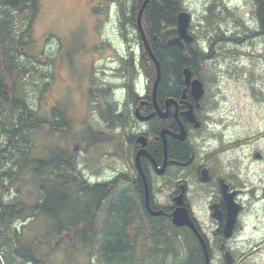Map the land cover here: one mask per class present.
Instances as JSON below:
<instances>
[{"label":"rangeland","instance_id":"1","mask_svg":"<svg viewBox=\"0 0 264 264\" xmlns=\"http://www.w3.org/2000/svg\"><path fill=\"white\" fill-rule=\"evenodd\" d=\"M109 1L119 12L122 7L129 11L138 0ZM178 1L181 10L192 17L189 31L197 42L191 49L207 58L196 74L205 88V124L198 137L200 160L210 155L205 162L215 179L223 177L243 191L245 228L236 240L230 242L237 263L264 264V246L254 250L264 243V35L258 37L262 29L256 15L257 4L255 0ZM94 3L95 0H41L33 27V42L23 57L25 65L32 68L31 76L26 80L29 103L48 122L42 130L30 136L31 143L36 146L31 156L49 160L54 154L65 158L74 152L75 159L78 156V168L93 184L98 179L108 178L114 173L112 171L128 173L134 167L132 138L147 126L117 122L105 105L99 107L109 98L95 94V89L92 93L89 91L96 87L109 89L113 94V88L115 102L118 101L121 107L110 109L114 114H121L125 110L127 86L133 90V99L145 100L143 98L151 97L156 80V77L150 80L142 70L141 62H146L148 55L140 49L139 39L132 29L127 30L131 42L124 44L116 32V23L108 19V6L100 7ZM114 10L111 14L115 16ZM169 30L171 28L164 27L162 33ZM97 39L111 44H98ZM128 50L133 51L136 58L135 72L129 70L126 61L124 64L122 60L129 55ZM56 55L59 59L52 63ZM123 64L129 72L121 71ZM111 70L117 73L112 76ZM57 105L74 130H80L78 140L52 130L54 123L60 120L53 119L60 116L59 112L52 110ZM128 107L133 110L134 105ZM104 108L106 111L102 113ZM148 126L154 130L159 124L155 122ZM4 142V137L0 136V145ZM257 154L262 156L261 159L256 158ZM21 174L27 178L20 183L21 191L16 190L9 178L3 177L2 183L11 188L9 193L0 189V197L4 203L18 198L28 205H35L40 199L39 190L29 173ZM187 181L193 191L197 183L188 178ZM193 205L198 208L202 227L208 233L215 230L216 225L208 217L207 203ZM85 219L83 217L80 222L83 227L88 221ZM20 221L18 227H24ZM47 223V220L37 219L25 229L27 237L43 235ZM161 226L156 224V230ZM75 233L81 234V230ZM164 233L170 241L179 234L172 229ZM150 242L148 248L155 243ZM143 244L144 240H141L138 250L141 253L133 256V264H160L158 260L154 262V258L159 257L158 251L161 257L165 256L163 264L174 263L172 252L168 251L176 248L175 240L168 249L159 246L157 252L148 248L143 252ZM179 249V264L188 262L192 247L186 236L179 238ZM41 255L46 256V252ZM66 258L67 254L61 249L48 257L47 264H64ZM0 261L4 264L1 252Z\"/></svg>","mask_w":264,"mask_h":264},{"label":"trees","instance_id":"2","mask_svg":"<svg viewBox=\"0 0 264 264\" xmlns=\"http://www.w3.org/2000/svg\"><path fill=\"white\" fill-rule=\"evenodd\" d=\"M142 1L134 2L129 11L121 8L118 12L121 25H136ZM255 1L264 35V0ZM40 3L41 0H0V136L5 139L0 145V189L9 193L11 187L2 183V178L7 177L16 190L21 191L20 183L27 179L21 173L26 172L40 194L35 205H28L18 198L4 203L0 197V252L4 256V264H19L20 261L22 264H47L48 257L61 249L68 258L64 264H133L134 254L129 251L143 240L146 230L144 221H141L143 211L137 194L134 188L129 190L128 181L115 187L114 183L93 184L78 168V156L75 159L74 152L65 158L54 154L49 160L31 156L36 146L31 143L30 136L48 124L29 103L26 80L31 76L32 68L25 65L23 58L33 42V27ZM180 12L178 0H151L142 17L151 50L161 66L158 92L161 98L171 89L172 83L179 84V77L171 79L172 73L179 76L180 72L182 79L183 71L189 68L196 75L207 59L191 50L186 57L179 47L167 44L176 34L173 28ZM164 27L171 30L163 34ZM155 36L157 40L154 41ZM58 59L56 55L52 63L54 60L57 63ZM135 60L133 57L127 62L128 69L133 72L137 67ZM141 67L150 80L156 77L151 61L143 60ZM42 77L46 76L42 74ZM44 81L46 88V78ZM59 108V105L52 107L53 112L60 113L53 119L60 120L50 128L78 140L80 130H74ZM159 128L155 129L156 135ZM169 141L174 144L173 153L187 155L184 147L177 150L174 139ZM83 217L88 220L86 227L80 225ZM39 218L48 221L44 234L27 237L25 229ZM19 220L24 227H18ZM150 227V235H144L146 243L150 239L155 242L152 243L154 252L159 246L168 249L171 241L159 235L164 231L156 230L154 224ZM76 230H81V234H76ZM188 241L192 247L190 254L197 255L195 240L194 244L191 239ZM43 252L46 256H39ZM157 253L159 257H155L154 262L158 260L163 264L165 256L161 257L160 251Z\"/></svg>","mask_w":264,"mask_h":264},{"label":"flooded vegetation","instance_id":"3","mask_svg":"<svg viewBox=\"0 0 264 264\" xmlns=\"http://www.w3.org/2000/svg\"><path fill=\"white\" fill-rule=\"evenodd\" d=\"M140 1L141 0H138V2ZM94 4L100 5V7L108 6V11L110 12L108 13V19L112 21L111 23H116V32L119 34V37L124 44L131 42L127 30L129 28L132 29V33H135L139 39V46L142 50V37L138 32H136V27L133 25H118L120 19L118 18V10L113 9L111 2H108V0H95ZM260 8L261 7L259 6V12ZM112 10L116 12L115 16L111 14ZM258 22L260 26L259 19ZM260 33L261 34H259L258 37L263 35V31ZM176 36L177 34L172 38H175ZM153 40H157V37L155 36ZM96 42L101 45L111 44L110 42L104 41L102 39L101 41L97 39ZM180 49L186 54L185 56L187 57L188 52L190 51V45H185L184 48ZM117 57L118 56H116L115 59ZM124 62L125 60H123V63ZM111 72L112 76L117 73V71L115 72L113 70H111ZM170 77L172 80H174L175 77H179V84L178 82L172 83L173 85H170L171 89L168 90L163 98H161L159 94L157 95L158 108L153 105L152 97L150 96L143 98L145 100H136L135 98L133 99V91L129 86H127V93L124 96L125 103L123 104L125 110L121 114H114V112L111 110L113 108L118 110L121 107L119 102H115L116 94L115 91H113V88H111L113 94H111L109 89H98L96 87L91 88L89 93H92V89H95V94L98 93V95L101 97L104 96L109 98L108 102L106 101V103H100L99 107H104L103 105H105V107L108 109L107 111L111 113L110 116L115 118L117 122L120 121L125 125L130 124L131 126H134L135 124L147 126L145 130H141L139 134H135L136 136L133 135L134 137L132 138V143L134 149L132 150V153L134 167L128 170V173H130L128 174L117 170L112 171L114 173H111L108 178L98 179L95 185L114 183L115 187L119 186L121 182L125 183L128 181L130 187L129 190L134 188L139 200L138 203L140 204V208L143 211V218L141 221H144L145 223L144 228L146 233L144 235L146 237L150 235L149 232L151 230V224H154V228L156 224L162 225L161 229L158 230L161 232L167 229H172L179 232V234L176 235V237L171 241V243H173L175 240L176 248L172 249V251H168L170 253L172 252L171 256L174 262L173 264H179V238L182 236H186L188 240H195L197 255L195 257L194 254L189 253L191 256L189 261L181 262V264H240L237 263L238 260L234 249L230 245V242L236 240L241 234L242 230L245 228L243 225V215L244 212H246V205H244L241 201V193L243 191L233 187L231 183L223 177L215 179L211 169L205 162L209 159L210 155H206V157L200 160V155L198 153L200 150L198 147L200 141L198 140V137L199 132L202 130L205 124L203 119V113L205 110V102L203 101L204 97L200 102L196 101L191 87H185V85H183L184 73H182V79L180 72L179 76L172 73ZM185 89L186 93H184ZM169 99H174L177 105H172L169 112L167 113L166 119H163L162 115L167 111L166 102ZM132 100H134L133 103H131ZM131 104L134 105L133 110L128 107ZM106 108L102 109V113L106 111ZM191 119H194V121L192 122ZM155 122H158L160 127L158 135H156L155 129L150 130V127L148 126L152 123L154 124ZM163 128H166L171 133L166 136V154L164 152V143L160 133L161 129ZM174 135H177V138H175ZM141 136H144L147 139L146 150L150 155V157H142L140 160L142 172L136 167V156L141 149V143L138 142V138ZM170 138L176 141L175 145L177 150H180V147L185 148L187 152L186 156H180L177 152L173 153L174 144L169 141ZM165 163L166 168L163 172H161L160 169ZM155 164L158 166V168H155ZM204 169H207L208 171L209 178L207 181H203L202 179V171ZM187 178L197 183V186L193 191L190 190V185L188 184ZM223 183L228 185L227 191L229 194L236 193L234 200L239 205L238 216L230 231L229 237L226 236L228 203L223 191ZM203 202L207 203V209L209 212L208 217H210L211 222L216 225V229L212 230L211 233H208L207 229L202 227V221H200L198 217V208L194 207L193 205V203L202 204ZM182 208L187 209L188 214L202 240L191 227H180L175 224L174 215H179V210ZM216 210L219 213V216L215 215ZM164 234L165 233L163 232L159 235ZM144 235V248L142 251L146 252L151 239L148 243H146V237ZM166 237L169 238L168 236ZM152 245L153 244H151L149 246L150 248L148 249L153 250ZM263 246L264 243H261L256 248H254V250H257V248ZM138 250L139 244H134L133 248L130 249L129 252L136 255L141 253ZM227 254H229L230 260H228Z\"/></svg>","mask_w":264,"mask_h":264},{"label":"water","instance_id":"4","mask_svg":"<svg viewBox=\"0 0 264 264\" xmlns=\"http://www.w3.org/2000/svg\"><path fill=\"white\" fill-rule=\"evenodd\" d=\"M150 1L151 0H144L142 5H141V7H140V10H139V13H138V16H137V28H138V31L142 35L146 53L149 55L150 59L153 61V63L156 66L157 76H156V80H155V83H154L152 96H153L154 106L156 108H158L159 106L157 104V93H158V89H159V86H160V80H161V66H160V63H159L158 59L156 58V56L154 55V53L152 52V50H151V48H150V46L148 44V41H147V39L145 37L144 31H143V27H142L143 13H144L146 7L148 6V4L150 3ZM190 23H191V16L187 12L179 13L178 16H177V29H176L178 35H177L176 38L170 40L168 42V44L169 45H178L179 47L184 48L185 47L184 42L187 43V44L193 43L194 38L189 33V25H190ZM184 82H185V85L187 87L188 86L191 87L192 93H193L196 101L200 102L202 97L205 94V89H204L203 83L198 78L192 79V72L188 68L184 70ZM184 93H186V89H185ZM172 105L176 106L177 104H176L174 99H169L166 102L167 111L162 115L163 119H166L167 113L169 112L170 107ZM191 121L193 122L194 119H191ZM160 133H161V137H162L163 143H164V152L166 154L167 153V139H166V136L168 134H171V133L166 128L161 129ZM174 137L177 138V135H174ZM180 137H182V136H180ZM138 142L141 143V149L137 153L136 160H137V167L142 172V167H141V164H140V160H141L142 157H146V156L150 157V155L148 154V152L146 150V143H147L146 137H144V136L139 137L138 138ZM259 157H260V154H257V158H259ZM155 168H158V166L156 164H155ZM165 168H166V163L160 169L161 172H163L165 170ZM208 178H209L208 171H207V169H204L202 171V179H203V181H207ZM227 190H228V185L223 183V191H224V194L226 196L225 197L226 201L228 203L227 223H226V236L229 237L230 231H231L233 225L235 224L237 216H238L239 205L234 200V198L236 196V193L229 194ZM215 209H216V207H215ZM215 215L219 216V213L217 212V210L215 211ZM174 218H175L174 222H175L176 225H178L180 227L181 226H189V227H191L195 231V233L198 235V237L202 240V238L199 235V233H198L193 221L191 220V218H190V216L188 214L187 209H185V208L180 209L179 210V215L175 214ZM227 258H228V260H230L229 254H227Z\"/></svg>","mask_w":264,"mask_h":264}]
</instances>
